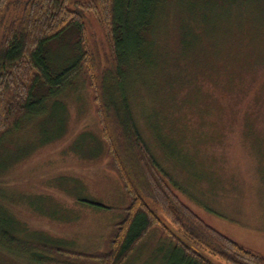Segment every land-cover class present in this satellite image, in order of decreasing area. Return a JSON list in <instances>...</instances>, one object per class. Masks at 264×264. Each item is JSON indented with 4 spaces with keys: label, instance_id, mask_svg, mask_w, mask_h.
Segmentation results:
<instances>
[{
    "label": "trees",
    "instance_id": "16d2710c",
    "mask_svg": "<svg viewBox=\"0 0 264 264\" xmlns=\"http://www.w3.org/2000/svg\"><path fill=\"white\" fill-rule=\"evenodd\" d=\"M169 10L178 15V45L172 51L153 36L159 13ZM85 12L95 14L103 25L114 63L100 83L88 47ZM262 21L264 0H0V146L13 121L41 118L61 108V92L84 77L109 154L131 200L107 250L98 254L73 252L64 239L38 230L35 239H22L19 230L26 227L0 202V249L34 264H127L158 228L171 244V264H264V255L208 225L166 183L140 131L129 91L134 81L140 84L152 72L154 80L166 82L170 101L177 103L173 92L181 86L191 93L187 104L196 110L193 107L212 94L204 90V82L237 89L236 81L247 82L252 67L264 68ZM73 32L77 48L72 54L63 41ZM54 43L61 44L59 50ZM178 106L171 105V111ZM157 126L161 128L160 121ZM173 135L168 132L167 138L173 141ZM147 196L173 227L153 211ZM9 223L16 228L8 229Z\"/></svg>",
    "mask_w": 264,
    "mask_h": 264
},
{
    "label": "rangeland",
    "instance_id": "374dc122",
    "mask_svg": "<svg viewBox=\"0 0 264 264\" xmlns=\"http://www.w3.org/2000/svg\"><path fill=\"white\" fill-rule=\"evenodd\" d=\"M84 14L100 83L114 63L103 25L95 14ZM158 16L153 36L170 51L177 50L178 15L169 10ZM76 41L74 32L63 41L72 54ZM53 45L59 50L61 44ZM243 49L249 55L248 47ZM248 73L247 82L236 81L237 89L204 82V90L212 94L200 107L191 106L196 110L187 104L191 93L181 86L172 97L178 104L170 101L166 82L154 80L152 72L141 85L134 81L129 91L137 105L140 131L170 188L208 225L264 255V68L252 67ZM85 83L83 77L62 91L58 98L62 107L48 108V116L13 121L0 146V202L26 227L19 230L22 239H35L38 230L64 239L68 250L98 254L107 250L131 200ZM171 105H179L175 113ZM168 132L176 136L173 141ZM147 202L173 227L158 204ZM170 245L158 228L153 229L127 264H171ZM0 264L34 263L0 249Z\"/></svg>",
    "mask_w": 264,
    "mask_h": 264
}]
</instances>
